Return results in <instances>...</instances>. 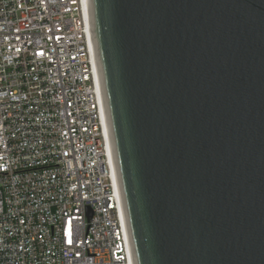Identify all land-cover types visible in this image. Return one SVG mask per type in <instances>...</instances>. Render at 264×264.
<instances>
[{
    "label": "water",
    "instance_id": "water-1",
    "mask_svg": "<svg viewBox=\"0 0 264 264\" xmlns=\"http://www.w3.org/2000/svg\"><path fill=\"white\" fill-rule=\"evenodd\" d=\"M134 264H264V0H87Z\"/></svg>",
    "mask_w": 264,
    "mask_h": 264
},
{
    "label": "built area",
    "instance_id": "built-area-1",
    "mask_svg": "<svg viewBox=\"0 0 264 264\" xmlns=\"http://www.w3.org/2000/svg\"><path fill=\"white\" fill-rule=\"evenodd\" d=\"M87 0H0V264H134Z\"/></svg>",
    "mask_w": 264,
    "mask_h": 264
},
{
    "label": "bare ground",
    "instance_id": "bare-ground-1",
    "mask_svg": "<svg viewBox=\"0 0 264 264\" xmlns=\"http://www.w3.org/2000/svg\"><path fill=\"white\" fill-rule=\"evenodd\" d=\"M99 73V72H98ZM107 126V125H106ZM107 136H108V140H110L109 139V131H108V129H107ZM110 150H111V152H112V149H111V144H110ZM112 155H113V152H112Z\"/></svg>",
    "mask_w": 264,
    "mask_h": 264
}]
</instances>
